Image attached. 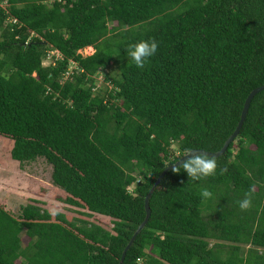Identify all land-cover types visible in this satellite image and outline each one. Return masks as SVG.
Instances as JSON below:
<instances>
[{
  "label": "trees",
  "instance_id": "16d2710c",
  "mask_svg": "<svg viewBox=\"0 0 264 264\" xmlns=\"http://www.w3.org/2000/svg\"><path fill=\"white\" fill-rule=\"evenodd\" d=\"M153 39L138 69L127 48ZM262 85L264 0H0V140L21 165L44 159L58 201L87 211L0 206V264H119L162 171L185 149L220 151ZM216 159L204 181L167 173L123 264H264V91Z\"/></svg>",
  "mask_w": 264,
  "mask_h": 264
},
{
  "label": "rangeland",
  "instance_id": "374dc122",
  "mask_svg": "<svg viewBox=\"0 0 264 264\" xmlns=\"http://www.w3.org/2000/svg\"><path fill=\"white\" fill-rule=\"evenodd\" d=\"M94 52L93 47L79 51L83 56H90ZM43 63L44 66H49L50 60H45ZM74 68L75 65L71 67V71ZM109 73L118 74V71L112 68ZM106 74L107 71H103L97 76L99 87L103 86ZM12 144L10 141H6L4 144L0 140V206L17 218L20 217L22 208L29 204L65 213L70 218H86L81 216V213H87L86 210L74 208L58 201L57 197H61L63 193L53 185L52 167L45 160L38 159L35 162L21 165L20 162L11 158ZM92 220L103 224L107 229L113 227L110 218L96 216ZM22 237L23 242L27 243L28 238L24 235Z\"/></svg>",
  "mask_w": 264,
  "mask_h": 264
},
{
  "label": "clouds",
  "instance_id": "9594fccd",
  "mask_svg": "<svg viewBox=\"0 0 264 264\" xmlns=\"http://www.w3.org/2000/svg\"><path fill=\"white\" fill-rule=\"evenodd\" d=\"M158 49L157 42L153 39L151 41L141 40L133 43L127 48V57L134 63L138 69H143L145 64L149 62L150 58L155 55ZM217 159L215 156L209 155L205 152L194 151L192 149H185L184 158L178 163L173 164L172 171L175 174H180L181 169L189 178V181L197 182L207 180L217 174ZM220 174L224 175L228 169L221 168ZM255 185H252L248 192L245 193V198L238 201V206L241 211H248L252 207V197L255 193ZM201 197L204 201L212 197V193L207 189L201 190ZM139 264V258L137 260Z\"/></svg>",
  "mask_w": 264,
  "mask_h": 264
},
{
  "label": "water",
  "instance_id": "95a60500",
  "mask_svg": "<svg viewBox=\"0 0 264 264\" xmlns=\"http://www.w3.org/2000/svg\"><path fill=\"white\" fill-rule=\"evenodd\" d=\"M264 91V85L254 89L247 97L245 103H244V107L241 113V119L238 123L237 128L235 129L234 133L227 139V141L225 142V144L223 145L222 149L218 152H207L205 150H194V151H199V152H205L208 153L209 155L220 157L222 155H224L227 151V149L229 148L230 144L238 137V135L240 134V131L243 127V124L246 120L251 102L253 100V98L260 92ZM184 156L181 157V159H183ZM180 159V160H181ZM179 160V161H180ZM179 161H177L176 163H178ZM175 163V164H176ZM173 168V165H169L167 166L162 173L159 175V177L157 178L155 184L153 185V187L151 188V190L149 191L148 195L145 198V210H146V218L145 220L138 226L137 230L135 231V233L133 234L131 240L129 241L127 247L124 249L121 260L119 262V264H123L127 255V252L129 251V249L132 247V245L134 244L136 238L138 237V235L143 231V229L146 227V225L148 224L150 217H151V208H150V200L153 196V194L155 193V191L158 189L159 185L161 184V182L163 181L164 177L167 175V173L169 171H171Z\"/></svg>",
  "mask_w": 264,
  "mask_h": 264
},
{
  "label": "built area",
  "instance_id": "2783aa9c",
  "mask_svg": "<svg viewBox=\"0 0 264 264\" xmlns=\"http://www.w3.org/2000/svg\"><path fill=\"white\" fill-rule=\"evenodd\" d=\"M54 55L60 57V54H59L58 51H54V52L51 53V56H54ZM139 261H141V260H139Z\"/></svg>",
  "mask_w": 264,
  "mask_h": 264
},
{
  "label": "bare ground",
  "instance_id": "6f19581e",
  "mask_svg": "<svg viewBox=\"0 0 264 264\" xmlns=\"http://www.w3.org/2000/svg\"><path fill=\"white\" fill-rule=\"evenodd\" d=\"M89 49H90V47H89Z\"/></svg>",
  "mask_w": 264,
  "mask_h": 264
}]
</instances>
